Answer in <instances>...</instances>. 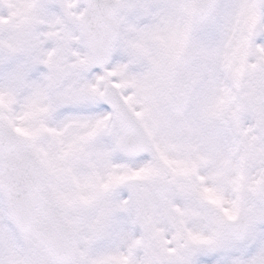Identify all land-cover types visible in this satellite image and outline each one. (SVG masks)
I'll return each instance as SVG.
<instances>
[{"label": "snow or ice", "instance_id": "snow-or-ice-1", "mask_svg": "<svg viewBox=\"0 0 264 264\" xmlns=\"http://www.w3.org/2000/svg\"><path fill=\"white\" fill-rule=\"evenodd\" d=\"M0 264H264V0H0Z\"/></svg>", "mask_w": 264, "mask_h": 264}]
</instances>
